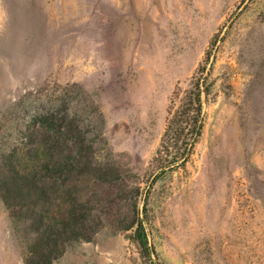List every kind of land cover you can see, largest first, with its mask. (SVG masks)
Masks as SVG:
<instances>
[{
    "label": "rangeland",
    "instance_id": "374dc122",
    "mask_svg": "<svg viewBox=\"0 0 264 264\" xmlns=\"http://www.w3.org/2000/svg\"><path fill=\"white\" fill-rule=\"evenodd\" d=\"M202 74L201 133L170 164L168 119ZM50 113L81 150L44 173L48 215L98 227L53 264H149L115 229L134 203L160 263L264 264V0H0V159ZM24 242L0 198V264Z\"/></svg>",
    "mask_w": 264,
    "mask_h": 264
},
{
    "label": "trees",
    "instance_id": "16d2710c",
    "mask_svg": "<svg viewBox=\"0 0 264 264\" xmlns=\"http://www.w3.org/2000/svg\"><path fill=\"white\" fill-rule=\"evenodd\" d=\"M207 94L208 83L202 74L196 78L192 88L185 93L182 102L168 119L163 142L166 147L173 150L170 164L182 165L191 154L203 125L202 96ZM67 132L74 137L73 130ZM64 133L60 117L51 113L42 114L34 128L29 131L28 136L32 139L29 144L21 148L20 153L9 150L5 158L0 159V198L8 209L16 233L19 235L20 231L25 238L23 264H53L69 242L79 239L90 240L98 229L81 222L79 224L78 221L67 224L71 219H75L74 211L70 212L71 217L67 218L66 215V220L57 224H53L48 215L46 205L49 185L45 175L47 169L53 167L54 171L59 173L65 163L74 166L80 162V146L73 143L66 147L63 141ZM26 152L29 163L24 165L20 161ZM160 164L158 163L155 168L158 173L167 167ZM153 173L154 178L158 176L157 173ZM61 184L58 175L55 179L58 190ZM77 184L74 181L72 186L76 187ZM150 184L148 181L147 186ZM136 190L137 193L139 187ZM139 213L134 203L129 221L117 225L115 229L120 231L134 227L132 238L140 247V255L148 260L149 264H164L156 257Z\"/></svg>",
    "mask_w": 264,
    "mask_h": 264
}]
</instances>
